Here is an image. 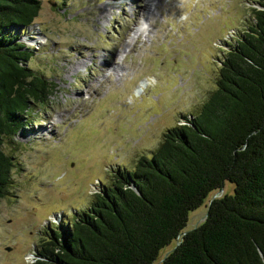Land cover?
<instances>
[{"label": "rangeland", "instance_id": "374dc122", "mask_svg": "<svg viewBox=\"0 0 264 264\" xmlns=\"http://www.w3.org/2000/svg\"><path fill=\"white\" fill-rule=\"evenodd\" d=\"M257 1L39 0L32 24L11 33L53 88L3 141L12 166L0 197V264H30L49 229L87 208L115 168L131 170L166 128L198 111ZM232 188L224 181L208 193L183 230Z\"/></svg>", "mask_w": 264, "mask_h": 264}, {"label": "trees", "instance_id": "16d2710c", "mask_svg": "<svg viewBox=\"0 0 264 264\" xmlns=\"http://www.w3.org/2000/svg\"><path fill=\"white\" fill-rule=\"evenodd\" d=\"M257 4L198 111L166 128L131 170L115 168L87 208L49 229L30 264H152L171 241L156 264H264V0ZM39 6L0 0V197L12 166L3 141L53 88L11 33L30 26ZM224 181L232 192L211 199L204 219L183 230L188 211Z\"/></svg>", "mask_w": 264, "mask_h": 264}, {"label": "bare ground", "instance_id": "6f19581e", "mask_svg": "<svg viewBox=\"0 0 264 264\" xmlns=\"http://www.w3.org/2000/svg\"><path fill=\"white\" fill-rule=\"evenodd\" d=\"M139 14H137L138 16ZM137 17H135L134 21H136ZM147 84V82L145 80H141L139 83H138V86H137V90H141L145 85Z\"/></svg>", "mask_w": 264, "mask_h": 264}, {"label": "water", "instance_id": "95a60500", "mask_svg": "<svg viewBox=\"0 0 264 264\" xmlns=\"http://www.w3.org/2000/svg\"><path fill=\"white\" fill-rule=\"evenodd\" d=\"M52 5H54V3H52ZM6 250H9V247H6ZM165 255H166V254H165ZM165 255H164V256H165ZM164 256H163V257H164Z\"/></svg>", "mask_w": 264, "mask_h": 264}]
</instances>
